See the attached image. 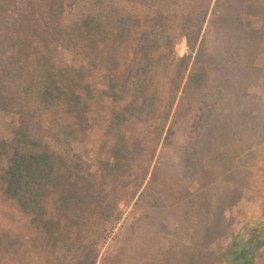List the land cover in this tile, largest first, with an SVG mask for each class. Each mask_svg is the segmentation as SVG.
Instances as JSON below:
<instances>
[{"label": "rangeland", "instance_id": "374dc122", "mask_svg": "<svg viewBox=\"0 0 264 264\" xmlns=\"http://www.w3.org/2000/svg\"><path fill=\"white\" fill-rule=\"evenodd\" d=\"M125 5L143 23L134 29L131 39L117 43L118 76L126 83L119 107L132 110L135 105L137 116L142 103L137 100V70L146 63L151 67L140 45L146 35L160 28L154 22L157 4L151 7L148 22L144 21L145 8L130 2ZM82 10L68 9L62 26H71ZM179 30L173 33L172 41L155 46L156 60L162 59L157 87H151L156 82L150 75L146 77L149 96L156 97L158 111H153L147 123L137 125L135 156L126 168L119 169L118 183L111 177L104 180L105 195L108 190L115 194L106 196L102 205L85 216L93 226L86 241L94 246L91 261L96 260V264H220L219 254L227 246V237L240 221L256 213L264 196V0H214L193 51ZM201 42L207 44L208 54L202 51V59L196 61ZM230 48L235 52L228 63L224 54ZM53 49L58 64L77 67L74 47L56 44ZM76 61L89 68V76L103 75L101 70H93L85 57L76 55ZM152 64L155 67L157 62ZM209 65L213 68L209 87L194 96L199 82L191 71L199 72ZM224 72L229 79L227 87ZM180 75L184 80L177 93ZM204 91L210 96L207 102ZM219 92L231 96L222 101ZM175 94L170 121L168 125L162 122L164 129L160 131L156 120ZM112 99L103 95L96 112L87 115L86 133L68 140L62 137L58 145L59 150H69L73 158L78 156L84 171L101 177L111 171L106 164L111 153L104 145L110 136ZM203 110L215 112L206 118ZM10 122L12 117L0 114V134L7 132ZM44 122H50L48 116ZM132 125L124 122L128 136ZM205 125H211L210 136ZM211 176H215L213 181ZM211 202L214 210L210 221L204 214ZM218 221L217 231L208 232L207 227H216ZM31 222L30 215L0 194V264H59L60 260L70 264L76 258L78 251L59 248L53 252L54 245L33 234ZM210 243L216 254L210 252L205 261L200 260L197 251ZM258 263L264 264V249Z\"/></svg>", "mask_w": 264, "mask_h": 264}, {"label": "trees", "instance_id": "16d2710c", "mask_svg": "<svg viewBox=\"0 0 264 264\" xmlns=\"http://www.w3.org/2000/svg\"><path fill=\"white\" fill-rule=\"evenodd\" d=\"M213 1L0 0V114L13 119L7 124V132L0 134V194L32 217L33 234L38 238L45 237L51 246L54 245L53 252L59 248L78 251L70 264H96V260L91 261L94 246L86 241L93 226L87 223L85 216L102 205L106 196L115 194L108 190L105 195L102 190L104 180L111 177L115 179L114 184L118 183L119 173H122H118L119 169L126 168L135 156L133 134L137 125L147 123L153 111L159 109L156 97L149 96L151 88L145 83L148 75L156 82L151 87L156 88L158 79L161 80L157 73L162 59L156 60L155 46L172 41L181 29L188 47L195 50ZM126 2L145 8L144 21L147 22L152 5L157 4L154 22L160 28L156 33L146 35L140 45L151 67L146 63L141 71L137 70V100L142 101L137 116V106L132 105L133 111L119 107L126 95L123 91L126 83L118 76L117 43L131 39L134 29L143 23L142 18L128 10ZM81 7L83 10L78 19L71 26L63 27L68 9ZM56 44L76 49L74 61L77 67L57 63L53 49ZM207 50V44L201 42L196 61L202 59V51L208 54ZM234 52L235 49L230 48L224 54V61L229 63ZM76 55L88 59L89 66L101 70L103 75L89 76V68L77 62ZM152 62L157 65L154 67ZM212 71L210 65L199 72L192 69V78L196 77L199 82L194 96L209 87ZM223 75L226 86L229 83L227 72ZM179 79L177 93L184 75ZM206 93L205 101L210 98ZM103 95L113 98L114 106L110 136L105 141L107 146L104 145L111 153L106 163L111 171L101 177L84 171L82 160L78 156L73 158L69 150H59L58 145L62 137L68 140L78 133H86L89 129L87 115L94 112L95 107L97 110ZM219 95L222 101L231 96L225 92H219ZM176 98L177 94L156 120L160 131L164 129L162 122L168 125L170 121ZM206 110H203L206 118L215 112ZM146 115L148 118H144ZM47 116L49 123L44 122ZM222 116L226 117L225 113L222 112ZM125 121L133 123L131 136L124 127ZM205 126L206 134L210 136L211 125ZM168 132L172 134V129ZM214 178L211 176L212 181ZM212 204L207 205L204 214L210 221L214 210ZM223 217L222 214L221 220ZM218 228L219 221L216 227L208 226L207 231L213 234ZM213 245L210 243L197 251L200 260L205 261L210 252L216 254ZM263 249L264 196L256 213L240 221L227 237V246L219 254L220 264H259Z\"/></svg>", "mask_w": 264, "mask_h": 264}]
</instances>
